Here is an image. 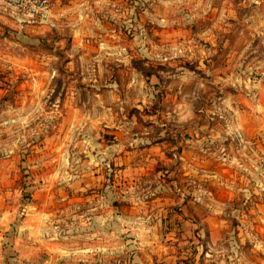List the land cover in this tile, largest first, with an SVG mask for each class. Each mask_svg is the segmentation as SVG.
Returning <instances> with one entry per match:
<instances>
[{
  "label": "rangeland",
  "instance_id": "obj_1",
  "mask_svg": "<svg viewBox=\"0 0 264 264\" xmlns=\"http://www.w3.org/2000/svg\"><path fill=\"white\" fill-rule=\"evenodd\" d=\"M0 232L2 264H264V0L0 1Z\"/></svg>",
  "mask_w": 264,
  "mask_h": 264
},
{
  "label": "built area",
  "instance_id": "obj_2",
  "mask_svg": "<svg viewBox=\"0 0 264 264\" xmlns=\"http://www.w3.org/2000/svg\"><path fill=\"white\" fill-rule=\"evenodd\" d=\"M5 8L22 10L29 16L41 15L48 12V0H0ZM16 11V10H15Z\"/></svg>",
  "mask_w": 264,
  "mask_h": 264
},
{
  "label": "crops",
  "instance_id": "obj_3",
  "mask_svg": "<svg viewBox=\"0 0 264 264\" xmlns=\"http://www.w3.org/2000/svg\"><path fill=\"white\" fill-rule=\"evenodd\" d=\"M1 233H2V232H0V235H1ZM1 255H2V249H1V246H0V257H1ZM1 261H2V260L0 259V264H2Z\"/></svg>",
  "mask_w": 264,
  "mask_h": 264
}]
</instances>
